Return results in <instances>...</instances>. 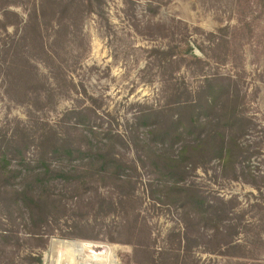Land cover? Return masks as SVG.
<instances>
[{"label": "rangeland", "instance_id": "rangeland-1", "mask_svg": "<svg viewBox=\"0 0 264 264\" xmlns=\"http://www.w3.org/2000/svg\"><path fill=\"white\" fill-rule=\"evenodd\" d=\"M104 2L100 14L83 17L79 34L59 44L65 53L61 54L63 66L58 74L37 61L40 77L49 83L62 85L67 74L68 84L63 87L67 93L57 95L39 111H29V105L6 96L0 75V131L18 124L35 129L64 126L61 118L66 110L87 106L95 111V115L88 112L90 121L124 132L141 108H159L178 85L183 88L184 84L195 96L205 76L229 81L231 91L242 97L238 118L248 120L243 132L234 131L243 151H237L229 165L212 159L197 167L186 182L197 185L211 202L217 197L227 201L229 213L224 226L228 225V233L235 231L236 245L229 250L219 247L222 254L207 252L202 242H209L211 248L218 244L210 243L212 239L205 241L204 235L212 232L198 227L191 229L193 240L185 244L183 208L161 201L156 189L151 193L149 184L158 173L149 162L142 165L131 141L127 147L117 145L114 149L120 159L127 160L121 175L132 182L125 186L105 179L75 183L51 171L46 175V187L38 183L31 188L48 191L55 201L48 208L51 221L43 227L49 236L44 248L26 240L29 233L20 217H27V211L13 210L8 217L0 206V232L11 224L18 232V237L0 247V264H23L28 252L39 256L41 264H264V8L254 0ZM9 8L26 18L27 7ZM5 18L0 7V21ZM14 20L10 16L7 21ZM17 28L21 33L22 25L0 26V46ZM215 38L227 43L215 49ZM186 44L201 62L186 56L160 61L156 56V49L168 51ZM146 129L141 126L140 137L148 142ZM34 151L32 146L28 151L32 161ZM94 153L74 160L58 156L53 166L71 170L87 163L89 169L99 164ZM122 193L127 194L121 201ZM227 238L221 236L219 241ZM68 242H73L75 249Z\"/></svg>", "mask_w": 264, "mask_h": 264}, {"label": "trees", "instance_id": "trees-1", "mask_svg": "<svg viewBox=\"0 0 264 264\" xmlns=\"http://www.w3.org/2000/svg\"><path fill=\"white\" fill-rule=\"evenodd\" d=\"M104 3V0H0L3 18L6 17L0 21V26L5 29L8 24L22 25L21 33L17 28L14 34L7 35L0 46V75L3 76L6 96L13 102L29 105V111H39L52 103L57 95L67 93L63 88L68 84L67 74L62 85L49 83L47 78L40 77L37 61L53 68L58 74L63 66L61 54L65 53L59 49V44L79 34L83 17L100 14ZM254 3L264 8V0H254ZM12 5L28 8L24 20L9 8ZM247 6L250 7L249 4ZM10 16L15 18L12 23L7 21ZM212 43L216 49L227 41L215 38ZM191 50V46L186 44L183 47L174 46L168 51H155L160 61H175L174 57L186 56L201 62L191 54ZM229 85V81H221L214 75L205 76L195 96L184 84L183 88L178 85L159 108H141L136 120L128 123L124 132L101 128L90 121L87 114L95 115V111L87 106L66 110L61 118L64 126L44 125L35 129L31 125L18 124L5 132L0 131V206L8 217L13 210L20 212L23 208L27 211V217H20L21 224L29 233L26 240L44 248L49 236H45L48 231L43 227L51 221V209L48 208L55 201L48 191L36 192L31 188L38 183L46 187V175L51 171L64 180L72 178L75 183L80 180L94 183L105 179L115 186H125L124 183L132 182L121 175L127 160L120 159L114 149L117 145L127 147L132 141L140 153L142 165L145 166L147 161L158 173L153 183L149 184L151 193L154 194L153 189H156L161 201L183 208L185 244L193 240L191 233L194 231L191 229H208L212 234H205L203 238L205 241L212 239L210 243L218 245L211 248L209 242H202L207 252L222 254L224 251L221 252L219 247L229 250L236 245L232 236L235 231L228 233V225L224 226L229 213L225 204L227 201L217 197L215 202H211L197 185L193 182L188 184L186 180L197 167L206 165L212 159L229 165L236 152L242 149L234 131L243 132L248 120L242 116L238 118L237 107L242 97L236 90L232 92ZM72 118H75L74 122H71ZM141 126L147 128L144 136L148 142L140 137ZM81 127L83 129L80 130ZM87 134L91 135L90 138ZM31 146L35 148L33 161L28 158ZM93 150L96 159H100L98 166L91 165L88 169V164L84 163L71 170L53 166L57 162L54 158L58 156L74 160L87 152L93 153ZM124 194L127 193L121 194V201ZM17 234L15 225L3 229L0 232V247L18 237ZM221 236L228 238L219 241ZM10 260L14 263L12 255ZM23 260L25 264H41L40 257L32 252L26 253Z\"/></svg>", "mask_w": 264, "mask_h": 264}, {"label": "bare ground", "instance_id": "bare-ground-1", "mask_svg": "<svg viewBox=\"0 0 264 264\" xmlns=\"http://www.w3.org/2000/svg\"><path fill=\"white\" fill-rule=\"evenodd\" d=\"M68 244L69 245H72L74 247V249H75L76 245L73 242H68ZM84 250H87V251L90 250V252H91V249H89V248L88 249L87 248H84Z\"/></svg>", "mask_w": 264, "mask_h": 264}]
</instances>
